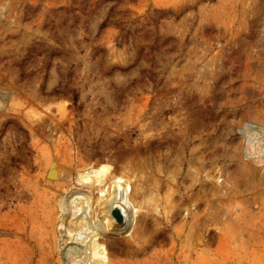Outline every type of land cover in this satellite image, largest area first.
Listing matches in <instances>:
<instances>
[{
  "label": "rangeland",
  "instance_id": "374dc122",
  "mask_svg": "<svg viewBox=\"0 0 264 264\" xmlns=\"http://www.w3.org/2000/svg\"><path fill=\"white\" fill-rule=\"evenodd\" d=\"M0 264H264V0H0Z\"/></svg>",
  "mask_w": 264,
  "mask_h": 264
},
{
  "label": "bare ground",
  "instance_id": "6f19581e",
  "mask_svg": "<svg viewBox=\"0 0 264 264\" xmlns=\"http://www.w3.org/2000/svg\"><path fill=\"white\" fill-rule=\"evenodd\" d=\"M110 166L104 164L101 166H90L82 172L77 171L75 179L80 183V190L92 193L102 188L107 184L109 200L103 201V205L99 207V212L93 213L92 202L85 205V202L76 199L72 202L75 207L79 208L81 216L85 218L90 227L95 226L97 219L102 223L112 221L115 219L116 211L119 212L125 224H129L130 228L133 227L134 221L137 217V204L135 203L132 187L128 181L119 175L110 176ZM51 177H56V171L52 170ZM110 181V182H109ZM91 196H89V200ZM96 215V217H95Z\"/></svg>",
  "mask_w": 264,
  "mask_h": 264
},
{
  "label": "water",
  "instance_id": "95a60500",
  "mask_svg": "<svg viewBox=\"0 0 264 264\" xmlns=\"http://www.w3.org/2000/svg\"><path fill=\"white\" fill-rule=\"evenodd\" d=\"M49 175H50V174H49ZM115 216H117V218L119 219V221H120V220L122 221V218L120 217V214H119L118 211H116Z\"/></svg>",
  "mask_w": 264,
  "mask_h": 264
},
{
  "label": "trees",
  "instance_id": "16d2710c",
  "mask_svg": "<svg viewBox=\"0 0 264 264\" xmlns=\"http://www.w3.org/2000/svg\"><path fill=\"white\" fill-rule=\"evenodd\" d=\"M74 100L77 101V95L74 96Z\"/></svg>",
  "mask_w": 264,
  "mask_h": 264
}]
</instances>
